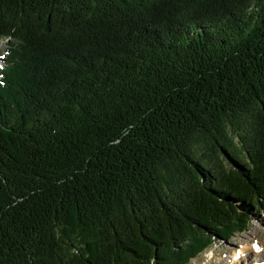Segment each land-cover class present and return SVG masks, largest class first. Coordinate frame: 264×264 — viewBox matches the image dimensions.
Returning a JSON list of instances; mask_svg holds the SVG:
<instances>
[{
    "label": "trees",
    "instance_id": "trees-1",
    "mask_svg": "<svg viewBox=\"0 0 264 264\" xmlns=\"http://www.w3.org/2000/svg\"><path fill=\"white\" fill-rule=\"evenodd\" d=\"M0 264H187L264 211V0H0Z\"/></svg>",
    "mask_w": 264,
    "mask_h": 264
},
{
    "label": "rangeland",
    "instance_id": "rangeland-1",
    "mask_svg": "<svg viewBox=\"0 0 264 264\" xmlns=\"http://www.w3.org/2000/svg\"><path fill=\"white\" fill-rule=\"evenodd\" d=\"M5 40L0 43V67L3 64L2 48L5 47ZM250 220L246 230L236 233L227 238L212 237L213 242L210 249L196 255L187 264H233L237 256L236 252H241V257L244 258L249 254V251L255 252V257L258 261L264 262V211L251 209ZM260 244L259 251L253 248V243ZM242 248H245L242 251ZM248 253V254H247Z\"/></svg>",
    "mask_w": 264,
    "mask_h": 264
},
{
    "label": "bare ground",
    "instance_id": "bare-ground-1",
    "mask_svg": "<svg viewBox=\"0 0 264 264\" xmlns=\"http://www.w3.org/2000/svg\"><path fill=\"white\" fill-rule=\"evenodd\" d=\"M245 248H242V251ZM241 252L238 253L236 252L235 255L237 256V258L235 259V261L233 262V264H262L261 261H258L259 259L254 258L255 252L254 251H249V254L247 256H245L244 258L241 257Z\"/></svg>",
    "mask_w": 264,
    "mask_h": 264
},
{
    "label": "snow or ice",
    "instance_id": "snow-or-ice-1",
    "mask_svg": "<svg viewBox=\"0 0 264 264\" xmlns=\"http://www.w3.org/2000/svg\"><path fill=\"white\" fill-rule=\"evenodd\" d=\"M253 248H255L257 251H259L260 249H259V246L254 242L253 243Z\"/></svg>",
    "mask_w": 264,
    "mask_h": 264
}]
</instances>
